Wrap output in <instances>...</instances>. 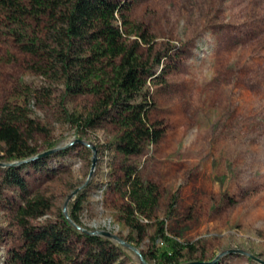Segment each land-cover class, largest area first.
Returning a JSON list of instances; mask_svg holds the SVG:
<instances>
[{"label": "rangeland", "instance_id": "1", "mask_svg": "<svg viewBox=\"0 0 264 264\" xmlns=\"http://www.w3.org/2000/svg\"><path fill=\"white\" fill-rule=\"evenodd\" d=\"M121 1L130 3L128 21L143 33L139 52L157 76L143 90L151 103L148 116L164 131L157 145L137 156L124 158L115 151L120 130L109 120L90 129L71 124L67 114L91 113L96 99L66 96L61 79L36 73L35 61L0 36V107L25 101L30 117L45 128L30 141L36 154L69 149L65 156L58 150L40 166L20 169L27 194L5 184L6 167L0 166V264H10V252L21 246L17 209L38 197L50 209L28 219L32 226L57 223L81 198L79 233L106 232L137 251L96 235L116 247L113 264H141V259L161 264L169 250L154 240L160 222L166 236L193 247L181 251L180 264H260L264 0ZM24 87L32 95L21 96ZM0 164L9 162L0 158ZM124 164L136 167L142 180L158 189L152 217L140 219L141 240L120 219L126 202L118 190ZM75 247L83 252L82 242Z\"/></svg>", "mask_w": 264, "mask_h": 264}, {"label": "trees", "instance_id": "2", "mask_svg": "<svg viewBox=\"0 0 264 264\" xmlns=\"http://www.w3.org/2000/svg\"><path fill=\"white\" fill-rule=\"evenodd\" d=\"M129 7V2L121 0H0V36L5 35L35 61L32 69L36 73L61 79L66 96L92 95L96 99L92 112L67 114L68 121L82 129L95 128L103 120L114 123L120 130L115 151L124 158L157 145L164 132L149 120L151 103L143 90L157 76L139 52L143 33L128 21ZM135 35L137 38L130 39ZM31 93L26 87L20 91L21 96ZM44 133L45 128L30 117L25 101L0 107V143L4 147L0 158L9 164L37 155L30 141L33 135ZM68 152L61 149L57 153L65 156ZM45 158L6 167L5 184L27 194L19 171L27 165L38 167ZM120 171L122 188L118 190L126 200L120 219L141 240L144 228L140 219L152 217L158 206V189L143 181L132 165L124 164ZM80 204L81 198L68 218L60 215L57 223L32 226L28 219L46 214L50 204L39 197L25 200L17 209L21 246L10 252L8 263L113 264L118 259L116 247L96 235L79 233L70 223L80 225ZM156 239L169 250L161 255V264H180L181 251L193 250L190 244L166 236L162 222ZM79 242L84 247L81 253L75 247Z\"/></svg>", "mask_w": 264, "mask_h": 264}, {"label": "water", "instance_id": "3", "mask_svg": "<svg viewBox=\"0 0 264 264\" xmlns=\"http://www.w3.org/2000/svg\"><path fill=\"white\" fill-rule=\"evenodd\" d=\"M58 150H60V149L56 148V149L48 150V151H46V152H44L42 154H37V155H35V156H33V157L29 158V159H26V160H23V161H20V162H16V163H11V164H0V166H2V167L19 166V165H21L23 163H28V162L34 161L36 159H40V158H42L44 156H47V155H50V154H54ZM94 155H95V151L93 149V162H94ZM64 216L68 218V215L66 213H64ZM70 223L74 227H76V225L73 222L70 221ZM85 233H88L90 235H103L105 237H110V238L118 241L122 245L131 248L134 252H137L134 247H131L130 245L122 242L121 240L117 239L115 236L110 235L109 233H106V232H86V231H85ZM257 262L260 263V264H264V261H261V260H257ZM141 264H146V263L141 259ZM190 264H208V263H204V262H193V263H190Z\"/></svg>", "mask_w": 264, "mask_h": 264}]
</instances>
